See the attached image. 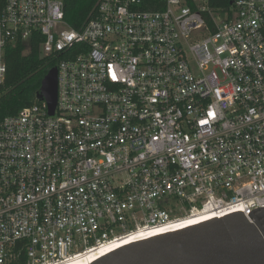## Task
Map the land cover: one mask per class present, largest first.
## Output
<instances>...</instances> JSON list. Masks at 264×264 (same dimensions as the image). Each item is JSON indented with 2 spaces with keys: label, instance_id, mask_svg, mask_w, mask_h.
<instances>
[{
  "label": "built area",
  "instance_id": "2783aa9c",
  "mask_svg": "<svg viewBox=\"0 0 264 264\" xmlns=\"http://www.w3.org/2000/svg\"><path fill=\"white\" fill-rule=\"evenodd\" d=\"M217 1L99 0L74 29L63 0H0V87L35 34L57 69L53 115L0 122V264H92L264 207V0Z\"/></svg>",
  "mask_w": 264,
  "mask_h": 264
},
{
  "label": "water",
  "instance_id": "95a60500",
  "mask_svg": "<svg viewBox=\"0 0 264 264\" xmlns=\"http://www.w3.org/2000/svg\"><path fill=\"white\" fill-rule=\"evenodd\" d=\"M37 100L48 114L57 102V69L41 81ZM192 224L127 245L92 264H264V207Z\"/></svg>",
  "mask_w": 264,
  "mask_h": 264
},
{
  "label": "trees",
  "instance_id": "16d2710c",
  "mask_svg": "<svg viewBox=\"0 0 264 264\" xmlns=\"http://www.w3.org/2000/svg\"><path fill=\"white\" fill-rule=\"evenodd\" d=\"M99 0H63L68 26L80 29L95 15ZM230 0H218L215 7L228 6ZM43 37L33 35L28 41H17L5 51L6 75L0 87V122L14 116L26 105L37 102L41 81L56 66V61L41 55Z\"/></svg>",
  "mask_w": 264,
  "mask_h": 264
},
{
  "label": "bare ground",
  "instance_id": "6f19581e",
  "mask_svg": "<svg viewBox=\"0 0 264 264\" xmlns=\"http://www.w3.org/2000/svg\"><path fill=\"white\" fill-rule=\"evenodd\" d=\"M166 231H168V232H172V231H174V230H166ZM143 236V234H141L139 237H142ZM147 237V236H146ZM133 239H135V238H133ZM147 240V239H146ZM130 241H133V240H131V239H122V240H120V241H117V242H115V243H113V244H110L109 246H107V247H102V248H100L99 250H97L93 255L94 256H96V257H98V256H102V257H104V256H107V255H109V254H107L109 251H112V250H114V249H121V248H123V247H121V246H123V245H127ZM119 247H121V248H119ZM117 249V250H118ZM106 254V255H105ZM104 255V256H103ZM101 257V258H102ZM87 260V259H86Z\"/></svg>",
  "mask_w": 264,
  "mask_h": 264
}]
</instances>
